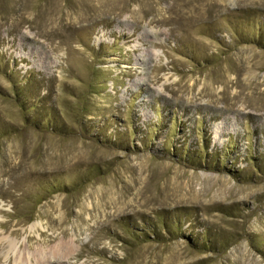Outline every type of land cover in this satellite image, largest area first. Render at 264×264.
I'll return each instance as SVG.
<instances>
[{"label":"rangeland","instance_id":"1","mask_svg":"<svg viewBox=\"0 0 264 264\" xmlns=\"http://www.w3.org/2000/svg\"><path fill=\"white\" fill-rule=\"evenodd\" d=\"M58 244L264 264V0H0V264Z\"/></svg>","mask_w":264,"mask_h":264},{"label":"bare ground","instance_id":"2","mask_svg":"<svg viewBox=\"0 0 264 264\" xmlns=\"http://www.w3.org/2000/svg\"><path fill=\"white\" fill-rule=\"evenodd\" d=\"M3 240H5V239H3ZM5 243L7 244V247H9L10 249H14L16 246V244L12 240H8V241L5 240ZM73 254H74V247L73 246H71L69 244H58V246L55 247L54 254L52 253V255H47L44 251H40L38 249L36 258H35V256H33V258H35L37 260L38 264H43L45 262L44 259L46 256L58 257V258L66 257L67 258ZM30 257H32V256L29 255L27 258H30ZM18 259L20 260V261L18 260L20 263L25 264L22 256H18Z\"/></svg>","mask_w":264,"mask_h":264}]
</instances>
